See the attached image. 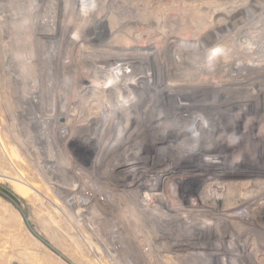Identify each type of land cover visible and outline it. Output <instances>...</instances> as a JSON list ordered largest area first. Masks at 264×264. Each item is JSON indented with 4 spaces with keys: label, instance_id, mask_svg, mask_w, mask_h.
I'll return each mask as SVG.
<instances>
[{
    "label": "rangeland",
    "instance_id": "obj_1",
    "mask_svg": "<svg viewBox=\"0 0 264 264\" xmlns=\"http://www.w3.org/2000/svg\"><path fill=\"white\" fill-rule=\"evenodd\" d=\"M263 5L264 0H0V264H195V259H174L190 251H162L171 237L157 245L155 235L164 227L148 230L156 219L147 200L152 194L159 201L177 187L183 197L196 199L208 184L201 176L228 184L224 198L208 197L207 204H214L218 213L227 215L243 194L248 198V211L239 208L227 217L224 244L245 234L256 241L248 254L264 252V83L259 85L263 91L243 96L183 82L188 95L180 94L174 103L157 90L174 85L171 80L162 83L160 75L179 50L192 55L191 49L199 54L220 45ZM261 23L259 34L264 33ZM170 36L172 45L165 43ZM228 45L237 46L235 41ZM117 57L132 58L131 63L91 65ZM116 67L139 72L140 83L130 88L134 93L123 98L113 95ZM93 83L116 86L109 95L85 91ZM114 103L124 106V113L139 105L138 129L134 138L123 134L112 141L105 133L111 143L97 146L90 126ZM169 105L176 108L167 111ZM149 111L158 115L151 117ZM192 113L207 114L221 131L225 119L240 127L241 134L231 136L226 125L229 133L219 139L182 145L173 141L178 131L170 125L164 132L154 131L157 140L149 145L152 149L145 148L150 125L188 121ZM196 114L195 120H201ZM122 118L115 128L133 121L127 114ZM158 151L141 170L116 166L118 159L139 164L147 153ZM149 163L151 169H145ZM71 198L87 207H71ZM171 201L167 209L175 206ZM183 206L190 214V206ZM116 243L126 245L107 249ZM126 246L133 252H126Z\"/></svg>",
    "mask_w": 264,
    "mask_h": 264
},
{
    "label": "bare ground",
    "instance_id": "obj_2",
    "mask_svg": "<svg viewBox=\"0 0 264 264\" xmlns=\"http://www.w3.org/2000/svg\"><path fill=\"white\" fill-rule=\"evenodd\" d=\"M84 2H85V0H84ZM36 3H37V1H36ZM233 12H235V11L234 10L230 11L229 15ZM229 15H228V17H229ZM262 21H264V5H263L262 9L259 8V11L257 14L252 15V17H250L244 21V24L236 30V32L234 33V36H232V38L225 39L224 42L220 43V45L217 44L214 47H212V49L201 51L199 54H194V49L189 48V49H191V51L193 50L192 55H189L190 52H188V51H190V50H188V49H187L188 51L183 50V49L179 50V53L175 56L173 61L170 59L172 61V63L169 60L170 64L165 65L162 74L161 75L159 74L160 75V81L162 83L171 80L172 82H174V85L173 84H172L173 86L167 85V86H165V88H163L161 90L157 89L158 92L161 91L162 95H165L166 97L169 98V100H172V102H173V101H176L177 98L180 97V94L185 93V91H182V90L185 89L184 87L187 88V85L190 84V82L193 85H201L205 88L207 87V89L209 91L213 90V88H214V90L216 89V91L218 90V92H222V91L225 92L226 91V92H231V93L243 95V96L246 93L263 91L262 88H259L260 87L259 85H260V83H264V33L259 34L260 31H257L260 28ZM258 34L260 36H256ZM173 40L174 39H172V37L171 38L167 37V38H165V43L172 45ZM234 41H235V44L237 46L233 45L234 46L233 48H232V46L229 47L228 44H231ZM90 59L92 60V58H90ZM96 59H98V58H96ZM131 59L126 60L124 58H119V57H117L115 59L114 58L113 59L112 58H103V59L99 58L97 61H92L93 63L91 62V65L98 66V65L114 64V65H118L120 67L121 65L124 66L125 62L131 63ZM226 61L228 62V64H226L227 63ZM119 67L115 68V71H116V72L114 71L115 74L119 77L120 75H122V73H124L123 74L124 76L122 75L121 78L116 77V80H117L116 85L118 88L116 90V93L113 95H114V97L123 98V96H127L130 93H134L132 91V89H130V88L136 87L137 84L140 83L139 82V75L137 74L139 72L134 73V70L132 69V70H129L130 73H127V72H129V71H127L126 72L127 74H126L125 71L123 72V70L121 68L119 69ZM228 73H230V74H228ZM204 75L210 76V79L209 78H207V79L203 78ZM224 78H226V80ZM87 79H88V77H87ZM90 79H89V82H90ZM214 81H217V82H214ZM178 82H181V84L183 82H186L188 84H185V85L180 84L181 86L179 84L176 85V83H178ZM240 82H242L241 85H240ZM235 83H239L240 86L238 85V87H237V85H234ZM116 85H114V86H116ZM36 86H34V88H35L34 90L37 92L38 88ZM81 86H85V85L82 84ZM86 86H89V85L87 84ZM92 86H95V87H93L94 89L90 88V87H86L85 91L102 90V91L108 92V95H109V93H111L115 90V89L113 90V88H114L113 85H112L113 87L111 86L112 87L111 88L110 86L109 87L104 86L102 83H96ZM189 87H192V86H189ZM193 87L191 89H193ZM127 88H129L130 90ZM197 89L199 90L200 88L197 87ZM157 90H155V91H157ZM204 90H206V89H203V91ZM218 92H216V93L219 94ZM216 93H215V95H216ZM212 94L214 95V93H212ZM186 95H188V94H186ZM207 96H208V93H207ZM220 96H221V94H220ZM155 101H157V100H154V102ZM114 104L115 105L112 106L111 108L109 107V110H107L108 108L105 110L103 108V110H101V112H100V114L102 116H100L99 121L92 123L90 126L93 130L96 131L95 140L97 141V146L99 144L101 145L102 143H105V142H110L109 137L104 135L105 133H108L110 136H112V138L110 139L112 141L115 138H117V139L119 138L118 140H120V138L123 136V134H126L128 137H133V136H135L134 131H136L138 129V128L136 129L135 128L136 126L134 127V125L137 123V121L135 120L137 118V114L135 112L136 106L139 107V105L138 104L135 105V107L133 108L135 110H133L132 112L124 113V111H123V110H125L124 106H122L120 104L118 105L116 103H114ZM159 108H160V111L162 110L161 113L163 115H166L165 116L166 118H167V116H170L168 114V112H166V114L164 113L165 110L162 106H160ZM173 108L175 109L176 107H174V105L173 106L169 105L165 109L168 111V110H171ZM109 111L112 112V115H110V116H108V114H107V112H109ZM151 111H149V114L152 117L153 112H151ZM66 112H67V110H66ZM123 114H127V118H131V119H133V121H131V122L128 121V123L126 122L124 127L123 126H116V128H115L114 123L123 119L122 118ZM195 114L196 113H192V115H190L188 121H183V122L182 121H180V122H174L173 121L172 123H166V124L162 123L163 125L160 128L157 127V124H153L154 126L150 125L152 132H151V130L147 131V133H145L146 135L143 137L144 142H146V145L144 144L146 146L145 148L146 149H152V146L149 147V145L150 144L154 145V142L156 139V137H154L155 135H152L154 131L160 132V133L164 132V130L166 131V129L169 130L170 125L176 126L175 128L178 131L177 134L172 133V134H174L173 135V139H174L173 141H175V143H181L182 145H184L186 143L188 144V143L201 142V141L205 142V141L211 140V138H213V137L215 139H219L221 136H224V132L229 133V130L225 129L226 125L230 126L231 136H234L236 138L238 136L237 134H241L240 127L238 128V126H236L235 124L233 125L231 123L230 124L227 123L225 121V119H224V123L221 124V129H222V131H221L219 128H217L218 125H220V124H218L215 120L209 118L207 116V114H196L202 118L201 120H195ZM153 115H155V117H156L158 114L155 112V114H153ZM117 123L120 124L119 122H117ZM151 123L152 122H150V124ZM108 125H110V126L107 127ZM259 131L257 134H259ZM262 133L264 136V130ZM216 136H218V138ZM239 136H241V135H239ZM104 137H106V138H104ZM133 138H132V140H133ZM139 140H142V138H139ZM125 144H127V143H125ZM125 144L123 143L122 145L124 146ZM111 148H112V146L107 147L106 149H108V150H106V151H109ZM159 151L155 154H152V156H151V153H147L146 156L144 158H142V162L139 164L138 163L136 164V162H132V160H131V162L130 161L122 162L123 160L121 161V159H118L116 166L119 169L122 167V169L123 168L124 169L132 168V170H137V171L141 170L142 168H140V165L144 162L146 163V160L149 162H152L154 157L159 156L158 155L160 153ZM101 152H105V149L102 150ZM101 152H99V153H101ZM159 158H158V160H160ZM171 159H172V157H171ZM167 161H169V160H167ZM163 162H165V161L162 160L161 164H163ZM114 163H116V162H114ZM169 163L171 165L174 164V163L172 164V161H169ZM171 165L168 168H171ZM100 166H102V165H100ZM151 166H152V164L149 163L148 166L145 167V169H148ZM149 169H151V168H149ZM69 170H71L70 167L63 169L61 171L67 172ZM165 171H169V170L167 169ZM149 177H151V174H149ZM218 178L220 179V176ZM199 179H200V181H203L204 183L207 182L208 184L206 186L205 185L203 186V189L200 192V195L197 196L196 199L191 198L190 196L183 197L182 192L178 187L173 189V191L170 195L163 194L164 197L160 198L159 201H157L155 196H152V194H150V195L148 194V196H150L151 198L150 199L148 198L149 200H147V201L150 203V205H151L150 207L153 210L151 213L155 214V219H156L155 225L152 227H149L148 230L151 233H153L159 227H164V230L160 236L158 235L159 233L157 235H155L157 238L155 240L157 242V245H159V243L165 241V239L168 240L171 237L173 239V241L170 242V241L166 240L167 241L166 244H168V243L169 244L164 246V247L161 246L160 248L161 249L164 248V250H162V251H165V252L170 253V254H172V251H176V249H178V248H182L185 252L190 251L191 255H189V256H184L181 254V255H176L174 257V259H176V260L185 259L186 263L187 262L190 263V262H192V260L195 259L196 260L195 264H224V260L229 259V260L233 261L232 264H264V252H260V251L257 252L256 251V254H254L253 252L249 253V254L247 253L250 249L253 248V246H255L256 241L248 238L245 234H243L241 236L244 238H241L239 240H232L231 241L232 243L224 244V224L226 222H228L227 217H230V215L233 214L232 212L234 210L239 209V208H243V211H248L249 210V208H248L249 203L247 202L248 198L246 196L242 197L244 194L242 196L240 195L241 200L237 201L236 203H234L233 205H230L227 208V210H226L227 215H224V211L222 213H218L217 210L215 209L214 204H212V205L207 204V203H209L208 197L211 195L212 196L215 195V197L217 199H218V197L224 198V195L227 191L228 184L224 185L225 182L223 183L220 181H212L207 176H201ZM235 186H236V184H235ZM152 188H153V190H155L157 192V194L161 191L159 188H155V187H152ZM232 189H233V187H232ZM152 193H154V192H152ZM229 197H231V196H229ZM231 198H233V197H231ZM152 200H156L157 203L153 202ZM168 200H173L171 202L175 206L170 208V209L169 208L167 209L165 204ZM206 201H208V202H206ZM184 203H187V205L190 206L189 207V210L191 211L190 214L184 212V210H183V207H184L183 204ZM69 204L70 205L73 204L71 207H77V206L80 207L84 203L75 202V199L71 198L68 205ZM80 217H77V218H80ZM116 234H117V232H116ZM109 235L110 234H108V236ZM118 238H120V237H118ZM152 238H153V236H152ZM120 245L125 246L126 244L122 243V244H117L115 246L113 245L111 248L109 247L107 249L114 251V249H117L116 246H120ZM130 248H131V246H126L125 251L126 252H127V250L132 251L133 249H130ZM139 251H141V250L139 249ZM129 254H131V253H129ZM199 254L200 255L203 254L204 255L203 258H199L198 257ZM191 257H193V258H191ZM124 258H125V256H124ZM126 259L128 260V257Z\"/></svg>",
    "mask_w": 264,
    "mask_h": 264
}]
</instances>
